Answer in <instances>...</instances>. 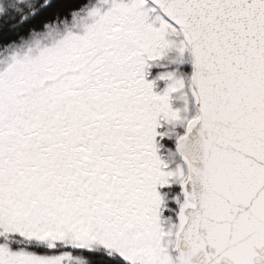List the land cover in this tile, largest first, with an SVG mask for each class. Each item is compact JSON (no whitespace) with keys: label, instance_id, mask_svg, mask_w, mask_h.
Returning <instances> with one entry per match:
<instances>
[{"label":"snow or ice","instance_id":"snow-or-ice-1","mask_svg":"<svg viewBox=\"0 0 264 264\" xmlns=\"http://www.w3.org/2000/svg\"><path fill=\"white\" fill-rule=\"evenodd\" d=\"M0 264H264V0H0Z\"/></svg>","mask_w":264,"mask_h":264}]
</instances>
